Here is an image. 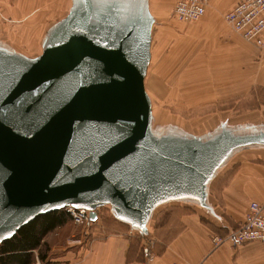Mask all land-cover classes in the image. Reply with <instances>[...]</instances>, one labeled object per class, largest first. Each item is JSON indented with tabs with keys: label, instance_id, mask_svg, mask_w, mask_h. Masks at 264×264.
Segmentation results:
<instances>
[{
	"label": "water",
	"instance_id": "1",
	"mask_svg": "<svg viewBox=\"0 0 264 264\" xmlns=\"http://www.w3.org/2000/svg\"><path fill=\"white\" fill-rule=\"evenodd\" d=\"M156 22L149 0H70L34 54L0 22V243L67 206L139 235L168 205L222 220L212 185L236 158L264 157V120L198 133L159 118L144 85Z\"/></svg>",
	"mask_w": 264,
	"mask_h": 264
},
{
	"label": "crops",
	"instance_id": "2",
	"mask_svg": "<svg viewBox=\"0 0 264 264\" xmlns=\"http://www.w3.org/2000/svg\"><path fill=\"white\" fill-rule=\"evenodd\" d=\"M15 1L12 7H5L1 10L2 13L0 12L2 28L12 42H17L20 33L36 26L27 25L26 22H33L30 18L34 17L37 11L41 13L40 4L43 3L40 1L38 5L32 7L33 0ZM231 1L227 3L224 1V4L227 5ZM236 2L237 0H234L232 5ZM59 4L61 1L58 0V4L55 3L53 7H58ZM38 7L40 8L37 9ZM214 12L219 15L208 14L214 15L215 20L220 21L221 27L227 31L226 22L220 15L222 11ZM41 18L42 14L37 17L35 23ZM230 35L220 38L225 46H231L232 52L230 55L227 54V58H230L226 63L230 61L231 68L234 66L245 68L246 88L251 86L252 91L254 86L258 85L264 89V46L258 48L246 41L250 48L246 51L240 50L239 38ZM211 195L213 204L222 217L220 222L180 205L160 208L154 215L150 232L146 235L132 233L126 225L115 220L113 223L116 226H112V229L108 227L102 230L91 223L86 224L83 231L65 234L63 226L67 221L65 220L53 229L58 228L62 238L68 236L67 242L62 240L65 244L56 246L53 242L48 245L49 249L41 254L43 262L50 264H264V244L261 242H246L236 246L228 241L218 246L212 242V236L215 234H227L240 225L252 201L264 205V157L246 155L233 160L214 181ZM39 246L40 244L30 252L36 253ZM146 248L147 255H144L143 249Z\"/></svg>",
	"mask_w": 264,
	"mask_h": 264
},
{
	"label": "rangeland",
	"instance_id": "3",
	"mask_svg": "<svg viewBox=\"0 0 264 264\" xmlns=\"http://www.w3.org/2000/svg\"><path fill=\"white\" fill-rule=\"evenodd\" d=\"M40 1L43 2L40 4L41 13L37 11L36 15L30 18L33 22H26L27 25L36 26L20 33L17 42H13L27 54L40 51V35L50 22L64 16L70 3V0H59L61 4L53 7L55 3L58 4V0H33L32 7ZM224 1L227 3L229 0H203L204 12L194 20H183L177 16L174 9L176 0L149 2L157 22L152 27L151 57L144 78L145 89L159 118L181 124L193 132H204L225 118L232 122L247 118L264 120V89L258 85L254 86L252 91L251 86L246 88L245 68H231L230 61L226 63L230 58H227V54L230 55L232 51L231 46L223 44L221 36L235 35L239 38L240 50L246 51L250 46L245 37L233 30L226 19V12L235 4L232 5L234 0L227 5ZM15 2L0 0V12L2 13L1 10L5 7H12ZM215 10L222 11L220 15L226 22L227 31L221 27L220 21L215 20L214 15L208 14L219 15ZM40 14L42 18L35 23ZM261 32V38L264 40V29ZM253 45L260 48L264 46V42L262 46ZM97 216L98 221L96 219L86 223H92L102 230L116 226L106 209L99 208ZM67 217L63 224L65 234L83 231L86 223L76 224ZM59 232L60 230L55 228L43 235L36 253H30V262L36 257L41 260V254L49 249L48 245L53 242L56 246L67 242L68 236L62 238ZM214 236L218 238L214 245L218 246L224 242L227 235Z\"/></svg>",
	"mask_w": 264,
	"mask_h": 264
},
{
	"label": "built area",
	"instance_id": "4",
	"mask_svg": "<svg viewBox=\"0 0 264 264\" xmlns=\"http://www.w3.org/2000/svg\"><path fill=\"white\" fill-rule=\"evenodd\" d=\"M174 9L179 18L194 20L203 14L205 3H203V0H176ZM226 19L233 30L245 37V40L258 46L263 45L261 31L264 29V0H237L226 12ZM63 210L70 220L76 224L90 222L88 212L83 208L67 206ZM226 235L224 241H228L234 246L253 241L264 244V205L252 201L240 225ZM217 240L216 236H212L213 243ZM143 253L147 255V248L143 249ZM30 264L50 263H44L36 257Z\"/></svg>",
	"mask_w": 264,
	"mask_h": 264
},
{
	"label": "trees",
	"instance_id": "5",
	"mask_svg": "<svg viewBox=\"0 0 264 264\" xmlns=\"http://www.w3.org/2000/svg\"><path fill=\"white\" fill-rule=\"evenodd\" d=\"M66 217L64 210L60 209L37 216L20 227L12 237L0 243V264H29L30 250L36 248L43 235L62 224Z\"/></svg>",
	"mask_w": 264,
	"mask_h": 264
},
{
	"label": "bare ground",
	"instance_id": "6",
	"mask_svg": "<svg viewBox=\"0 0 264 264\" xmlns=\"http://www.w3.org/2000/svg\"><path fill=\"white\" fill-rule=\"evenodd\" d=\"M247 42H250V41L247 40ZM251 43H252V42H251ZM253 44H254V43H253Z\"/></svg>",
	"mask_w": 264,
	"mask_h": 264
},
{
	"label": "snow or ice",
	"instance_id": "7",
	"mask_svg": "<svg viewBox=\"0 0 264 264\" xmlns=\"http://www.w3.org/2000/svg\"><path fill=\"white\" fill-rule=\"evenodd\" d=\"M0 174H2V173H0Z\"/></svg>",
	"mask_w": 264,
	"mask_h": 264
}]
</instances>
